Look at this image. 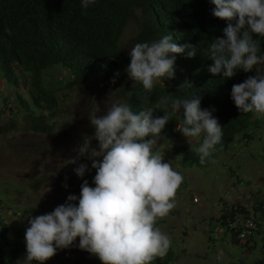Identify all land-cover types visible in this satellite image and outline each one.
I'll list each match as a JSON object with an SVG mask.
<instances>
[{
  "label": "trees",
  "instance_id": "16d2710c",
  "mask_svg": "<svg viewBox=\"0 0 264 264\" xmlns=\"http://www.w3.org/2000/svg\"><path fill=\"white\" fill-rule=\"evenodd\" d=\"M214 7L210 0H95L86 8L81 6V0H0V78L18 87V70L26 74L28 99L19 91L15 96L19 110L28 119V130L35 132H47L53 126L59 108L56 89L94 79L102 80V86L111 83L122 95V103H129L135 114L148 109L153 110V117L167 114L169 122L159 137H171L178 125H183V110H174L172 101L198 96L202 109H214V118L222 126V141L204 163L196 151L204 133L194 145L175 144L172 149L181 156L182 167H209L218 154L229 151L237 135L252 138L249 129L254 115L239 112L231 99V87L255 73L237 70L234 77L224 79L208 71L213 63L209 58L210 46L215 38L223 37L228 23L212 15ZM130 22L137 27L133 46L164 35H170L177 45L190 46L183 53L170 54L175 55V76L166 82L157 81L151 92L142 83L130 80L125 71L130 57L121 51L120 40ZM253 38L264 52V37ZM193 51L194 55L189 56ZM52 74L59 76V80ZM161 97L168 98L167 104L160 103ZM8 127L11 128H0L5 131ZM94 176L95 172L85 179L89 186H95ZM240 182L248 184L243 179ZM256 203L261 205L259 200ZM229 209L218 222L238 243L234 216H245L244 219L249 217L248 212L237 204ZM260 211L264 215V208L256 207L255 213ZM252 220L255 227L248 240L261 233L256 228L261 225ZM0 225V264H24L19 241L10 237L4 222ZM90 255L83 251L72 264H93L86 260ZM175 257V251L169 248L165 256L156 257L152 264H169ZM257 262L264 264V259Z\"/></svg>",
  "mask_w": 264,
  "mask_h": 264
},
{
  "label": "clouds",
  "instance_id": "9594fccd",
  "mask_svg": "<svg viewBox=\"0 0 264 264\" xmlns=\"http://www.w3.org/2000/svg\"><path fill=\"white\" fill-rule=\"evenodd\" d=\"M94 2L81 0V6ZM210 2L215 6L212 15L228 23L223 37L215 38L210 46L213 63L208 71L230 79L237 70L248 73L255 69V75L232 85L231 99L239 112L264 116V71L256 67L264 64V53L253 38L264 37V0ZM187 47L172 42L170 35L136 43L128 51L130 63L125 71L130 80L151 92L157 81L174 78L175 55L170 54L183 53ZM192 55L194 51L189 52ZM167 102V97H161V104ZM200 104V98L194 96L172 101V108L183 110V125L176 131L186 138L204 133L196 149L204 163L221 143L223 133L218 120ZM168 122L167 114L153 117L152 109L135 114L127 102L113 103L104 115L94 116L90 120L94 134L85 136L75 150L77 156L63 165L87 157L95 169V186L84 180L79 197L68 195L66 202L51 212L28 220L25 264H44L57 249L69 248L77 238L79 249L96 256L101 264H152L156 257L165 256L171 239L156 223L175 207L176 192L183 182L182 174L164 162V155L153 151ZM93 140L96 147H92ZM87 170L88 165L80 163L74 173L83 177ZM63 186L67 188V184Z\"/></svg>",
  "mask_w": 264,
  "mask_h": 264
},
{
  "label": "rangeland",
  "instance_id": "374dc122",
  "mask_svg": "<svg viewBox=\"0 0 264 264\" xmlns=\"http://www.w3.org/2000/svg\"><path fill=\"white\" fill-rule=\"evenodd\" d=\"M136 31L134 22L126 26L120 40L123 54L127 55L133 47ZM256 67L264 71V64ZM251 72L255 73V69ZM18 73V87L0 78V127H11L5 131L0 128V224L8 226L10 237L19 241L25 257L28 220L51 212L65 203L68 195L79 197L80 185L94 175L95 169L87 157H80L77 164L63 165V161L76 157L75 150L83 138L94 134L90 120L104 115L108 107L122 102L123 97L111 83L102 86V80L95 79L56 89L59 108L53 126L47 132H35L28 130L26 114L19 110L15 94L19 91L28 99V83L26 74L21 70ZM52 76L59 80V76ZM208 110L214 117V109ZM249 133L252 138L237 135L229 151L218 154L209 167L202 168L182 167L181 156L172 149L175 144L194 145L200 137L186 138L175 131L171 137L157 139L153 151L162 153L164 162L183 176L175 207L156 224L170 237V248L176 253L169 264H258V260L264 259V215L261 211L255 213L256 207L264 208V116L254 113ZM96 146L93 140L92 147ZM80 163L88 165L83 177L74 173ZM257 200L261 205H257ZM235 204L243 206L247 216L261 225L256 226L260 234L238 243L218 222ZM78 244L79 238L69 248L57 249V254L44 264H72L83 253ZM86 260L101 264L94 255Z\"/></svg>",
  "mask_w": 264,
  "mask_h": 264
},
{
  "label": "built area",
  "instance_id": "2783aa9c",
  "mask_svg": "<svg viewBox=\"0 0 264 264\" xmlns=\"http://www.w3.org/2000/svg\"><path fill=\"white\" fill-rule=\"evenodd\" d=\"M245 216H235V221L233 222L234 226L238 228V234L237 237L240 240H245L247 239L250 235V230L254 227V222L252 218L246 217L242 218ZM237 224H242V227L237 226Z\"/></svg>",
  "mask_w": 264,
  "mask_h": 264
}]
</instances>
